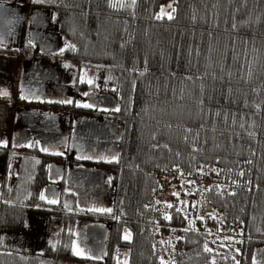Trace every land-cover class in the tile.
<instances>
[{"label": "trees", "instance_id": "16d2710c", "mask_svg": "<svg viewBox=\"0 0 264 264\" xmlns=\"http://www.w3.org/2000/svg\"><path fill=\"white\" fill-rule=\"evenodd\" d=\"M34 1L69 42L60 59L111 75L114 197L110 212L64 190L45 201L53 156L25 155L17 183L0 185V264H254L264 247V0ZM167 2L173 19H157ZM34 214L59 218L56 242L5 247L3 233L28 232ZM80 220L109 226L104 258L74 252Z\"/></svg>", "mask_w": 264, "mask_h": 264}, {"label": "flooded vegetation", "instance_id": "af4514ba", "mask_svg": "<svg viewBox=\"0 0 264 264\" xmlns=\"http://www.w3.org/2000/svg\"><path fill=\"white\" fill-rule=\"evenodd\" d=\"M0 4L11 7L5 19L0 17V136L7 132L6 142L0 143L6 147L0 148V185L17 183L25 155L48 154L53 159L44 186L46 200H59L64 190L96 210L108 202L110 182L114 185L109 165L119 154L118 101L82 81L78 68L71 84L66 83L64 69L57 65L65 63L59 55L67 47L48 8L34 0ZM85 221L80 229L86 233L95 221Z\"/></svg>", "mask_w": 264, "mask_h": 264}, {"label": "rangeland", "instance_id": "374dc122", "mask_svg": "<svg viewBox=\"0 0 264 264\" xmlns=\"http://www.w3.org/2000/svg\"><path fill=\"white\" fill-rule=\"evenodd\" d=\"M163 9V13L162 10ZM172 10V3L167 2L164 3L161 8L159 9L158 15L160 16H167V14H171ZM63 42L65 43L64 46L68 47L69 42L66 40V38L63 37ZM63 65H71L68 62L61 63L60 65H57L58 68H63V73L67 77V82L68 84H71L74 75L77 72V67L75 65L71 66H66L65 68ZM81 70V80H85L91 84V86L94 87L95 90L98 91H107L108 93L112 94L116 99L117 95L115 93L114 89V84L112 83L111 75L109 72L106 70L97 68L95 66H84ZM80 73V71H79ZM118 101V100H117ZM120 126V125H119ZM121 127V126H120ZM7 134V132H6ZM6 134L4 133V136H0V143L6 142L5 137ZM31 147L32 144H31ZM31 149V148H30ZM3 160L0 157V172L2 169L3 165ZM185 182L188 180H184ZM192 186V185H190ZM185 188H193L189 187L187 185L183 186ZM110 191H109V200L106 204L98 205L96 208L98 209H111L112 203H113V190H114V185L113 182H110L109 185ZM173 191H177V188ZM168 190L163 191V199L164 200H169L168 197ZM41 196L44 197L43 200L45 201H52V200H46L45 195H44V190L41 192ZM92 207V206H89ZM95 208V207H94ZM44 215H41L40 219L38 217H33L30 222V230L28 232H12V231H6L2 235V244L5 247L8 248H15V249H21V250H34V251H41L43 250L47 245L49 244H54L57 240L58 233L61 228V222L59 218L52 217V215L45 214V218H51L48 219L47 221H44V218L42 217ZM86 224V221H78L75 229L76 237L74 240V245H73V250L76 253L77 251L82 252V256H92V253L89 249V247L86 244V236H85V230L82 231L80 229V226H83ZM128 235L130 236V233L126 230L124 237ZM262 253L260 252V249L256 251L255 254V261L254 264H264V261L262 260ZM128 259V250L126 248H120L118 250L117 254V261L120 263H125ZM41 264H54L50 263L47 261H43Z\"/></svg>", "mask_w": 264, "mask_h": 264}, {"label": "water", "instance_id": "95a60500", "mask_svg": "<svg viewBox=\"0 0 264 264\" xmlns=\"http://www.w3.org/2000/svg\"><path fill=\"white\" fill-rule=\"evenodd\" d=\"M11 7L0 4V17L1 19H5V16L9 14V10ZM88 231H92L94 234H90V238L97 237V241L87 240L88 245L94 252L92 253L95 258H104L107 253V241L109 238L110 228L106 224L101 223H91L87 227ZM260 252L264 261V247L260 248Z\"/></svg>", "mask_w": 264, "mask_h": 264}, {"label": "crops", "instance_id": "0c3cea01", "mask_svg": "<svg viewBox=\"0 0 264 264\" xmlns=\"http://www.w3.org/2000/svg\"><path fill=\"white\" fill-rule=\"evenodd\" d=\"M44 190V189H43ZM55 201H58V200H55ZM77 204H78V206L79 207H81V208H85V209H91L90 207H88L87 206V204L85 203V202H82V201H80V200H77ZM85 204V205H84ZM41 215H44V216H42L43 218H44V221H47L48 219H51V218H45V214H34L33 216H32V218L33 217H38V219H40V217H41ZM53 217V216H52ZM80 221H83V220H80ZM85 221V220H84ZM87 222V221H86ZM88 227V226H87ZM87 232L85 233V236H86V244H87V246L89 247V249H91L90 248V246L88 245V243H87V240H92L93 242L94 241H97L98 239H97V237H93V238H90L89 236H90V233L88 232V230H86ZM59 234V233H58ZM73 245H74V243H73ZM92 257H93V255H92ZM99 259V258H98Z\"/></svg>", "mask_w": 264, "mask_h": 264}, {"label": "snow or ice", "instance_id": "6c2138e0", "mask_svg": "<svg viewBox=\"0 0 264 264\" xmlns=\"http://www.w3.org/2000/svg\"><path fill=\"white\" fill-rule=\"evenodd\" d=\"M113 6H115V5H113ZM162 11V13H163V9L161 10ZM160 18H162V16H158L157 17V19H160ZM167 18L168 19H173V17H172V15L171 14H167ZM5 95H7V93H4ZM23 98V97H22ZM67 103H71V101H66ZM83 107H91V105H88V104H85V105H83ZM119 109H117V111H118ZM45 151H46V149H44ZM80 157H78V159H79ZM173 195H177L178 196V193H173ZM41 199H44V197L43 196H41ZM50 203H55L56 201L55 200H52V201H49ZM168 207H172V205H167ZM97 211H111V209H107V210H104V209H96ZM125 239H129L130 237L128 236V235H126L125 237H124ZM206 250H209L210 251V249H207L206 248ZM76 254H78V255H80V254H82V252H80V251H77L76 252Z\"/></svg>", "mask_w": 264, "mask_h": 264}]
</instances>
